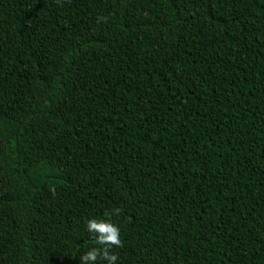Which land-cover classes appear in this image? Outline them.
Returning a JSON list of instances; mask_svg holds the SVG:
<instances>
[{"label": "trees", "instance_id": "trees-1", "mask_svg": "<svg viewBox=\"0 0 264 264\" xmlns=\"http://www.w3.org/2000/svg\"><path fill=\"white\" fill-rule=\"evenodd\" d=\"M117 208L116 264H264V0H0V264Z\"/></svg>", "mask_w": 264, "mask_h": 264}, {"label": "clouds", "instance_id": "clouds-1", "mask_svg": "<svg viewBox=\"0 0 264 264\" xmlns=\"http://www.w3.org/2000/svg\"><path fill=\"white\" fill-rule=\"evenodd\" d=\"M122 210L113 209L111 213L106 212L105 217L89 219L86 223L87 231L92 234L94 246L79 256L80 264H96L98 260L107 261V264H116L118 255L113 248L123 247L120 239V229L111 220V215H119Z\"/></svg>", "mask_w": 264, "mask_h": 264}]
</instances>
